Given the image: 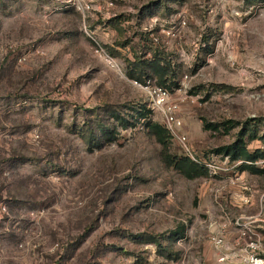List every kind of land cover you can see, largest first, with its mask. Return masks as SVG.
I'll use <instances>...</instances> for the list:
<instances>
[{"label": "rangeland", "instance_id": "1", "mask_svg": "<svg viewBox=\"0 0 264 264\" xmlns=\"http://www.w3.org/2000/svg\"><path fill=\"white\" fill-rule=\"evenodd\" d=\"M132 72L186 86L196 153L264 154V0H0V264H215L234 188L167 162Z\"/></svg>", "mask_w": 264, "mask_h": 264}, {"label": "built area", "instance_id": "2", "mask_svg": "<svg viewBox=\"0 0 264 264\" xmlns=\"http://www.w3.org/2000/svg\"><path fill=\"white\" fill-rule=\"evenodd\" d=\"M134 84L146 94L150 109L158 115L161 124L168 130L171 138L181 146L184 154L194 163L203 166L210 177L228 175V182L234 188L233 194L237 197L240 207L255 208L252 213L241 212L231 216L224 206L219 204L227 221L220 226L219 231L212 232L209 239L216 251L225 250L219 254V262H226L230 258L225 242V231L230 225L241 239L238 249L234 251V257L242 264H264V243L259 232L260 229L264 230V188L255 189L244 175L237 172L242 164L256 166L264 164V161H234L228 154L218 156L215 153L203 155L196 153L189 144L180 116V103L191 98L186 93V86L180 85L172 92L150 81L144 83L134 81ZM219 196L218 193L215 194L214 199L218 201Z\"/></svg>", "mask_w": 264, "mask_h": 264}, {"label": "trees", "instance_id": "3", "mask_svg": "<svg viewBox=\"0 0 264 264\" xmlns=\"http://www.w3.org/2000/svg\"><path fill=\"white\" fill-rule=\"evenodd\" d=\"M150 66L153 68V72L160 77L162 83H165L167 81L165 78H167V74L170 73V71H169L170 67H168L164 63H161L160 61L156 62L154 65L151 64ZM130 77L133 78V80H136L139 82H146L147 81V76L142 78V76L140 74H136L133 72L130 73ZM172 91H173V89H172ZM148 107H149V103H148ZM151 130L154 133V135L156 136L157 140L163 145V147L164 148L167 147V139H166L165 134H167L168 137L171 138V135L168 132V130L163 125H158L156 123L151 125ZM232 148H233V146L228 147V151H226L225 154L230 155L229 151H231ZM230 156H231V159L234 161H239V160L256 161L258 158H263L264 154H261V153L260 154L259 153L254 154V153H248L246 151V153H245V155H243V157L236 156V154L230 155ZM166 158H167V162L170 165H174L176 168H178L187 177L193 178V177H198V176H200V177H207L208 176V172L203 166H200V165L194 163L186 155H184V157H180V158L174 157L171 160L168 159L167 156H166ZM240 170L255 172V173H261V174L264 173V169L256 167L255 165L242 164L240 166Z\"/></svg>", "mask_w": 264, "mask_h": 264}, {"label": "crops", "instance_id": "4", "mask_svg": "<svg viewBox=\"0 0 264 264\" xmlns=\"http://www.w3.org/2000/svg\"><path fill=\"white\" fill-rule=\"evenodd\" d=\"M222 203H224L222 205L231 216L238 215L241 212L252 213L255 210L253 206L240 207L237 201V197H235L234 194L231 195L228 199L227 197H225ZM208 212H209V217H208L209 221L207 223L208 224L207 228L210 235L212 232L219 231L220 226H222L227 220L224 217L221 207L218 208L211 205V207H209L208 209ZM259 232L264 243V230L260 229ZM240 240L241 239L239 238L238 233L234 230L232 226L229 225L225 231V242H226V246L228 247L227 253H229L230 258L226 262H219L218 260L219 254L223 253L225 250L223 251L214 250L216 254L215 264H242L238 258L234 257V251L238 249V243L240 242Z\"/></svg>", "mask_w": 264, "mask_h": 264}]
</instances>
